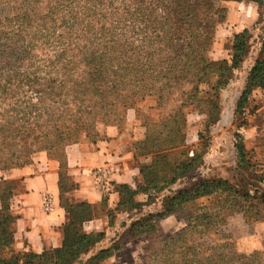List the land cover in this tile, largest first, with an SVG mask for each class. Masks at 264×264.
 <instances>
[{
  "label": "trees",
  "instance_id": "obj_1",
  "mask_svg": "<svg viewBox=\"0 0 264 264\" xmlns=\"http://www.w3.org/2000/svg\"><path fill=\"white\" fill-rule=\"evenodd\" d=\"M42 1L45 7L42 17L29 18L32 11L28 7L38 2L26 0L22 3L26 15L0 19V165L3 170L29 163L35 149L60 157L64 147L80 143L77 136L91 137L89 133L94 132L97 118L112 115L130 97L155 96L160 107L174 92L185 86L190 88L182 105L158 126L157 136L153 139L148 136L135 145L136 154L151 156V163L138 166L135 180H140L134 188L124 184L114 186L119 201L107 215L110 225L116 228V241L109 249L92 256L87 264H103L124 249L123 237L117 236L119 231L121 235L125 231L127 240L152 234L158 230L157 222L203 198L225 195L226 199L231 197L235 201L254 200L255 221L264 223L260 212L264 208L263 178L258 179L263 183L262 188L251 187V190L239 188L243 183L250 186L251 182L242 180L240 185L222 178L198 180L175 190L163 201L160 213L148 214L134 222L129 220L131 212L145 206L140 196L149 199L151 193L172 188L194 173L200 155L189 158L183 152L180 162L168 161L170 153L183 144V110L191 106L198 108L205 116V127L214 126L221 112L220 92L230 83L232 72L250 54L251 37L245 29L233 33L229 62H214L209 57L217 28L226 21L225 3L261 6L264 0ZM27 26L35 30L29 37L25 34ZM37 49L41 51L38 56L34 55ZM256 90H264V44L246 73L239 108ZM61 97L65 110L58 118L48 115L45 124L44 103L56 104L55 100ZM22 104H27L23 117L30 120L32 128L20 125L17 110ZM34 120L42 122L33 123ZM60 120L69 123L59 128ZM235 138L239 139L234 144L237 171L246 172V153L238 134ZM12 188L11 183H0V264H82L81 257L104 238V234L83 231V224L94 215L90 205L62 201L68 215L62 247L41 255L14 254L13 218L8 205ZM62 191L65 193L67 188L63 187ZM228 209L234 208L228 205ZM238 209L247 224L251 218L248 211ZM222 210L200 212L189 218L185 228L161 242L154 263L264 264L263 243L261 251L249 255L236 251L231 238L221 231L220 227L225 224ZM119 215L124 218L118 222L120 226H115ZM210 235L218 239L210 242Z\"/></svg>",
  "mask_w": 264,
  "mask_h": 264
},
{
  "label": "rangeland",
  "instance_id": "obj_2",
  "mask_svg": "<svg viewBox=\"0 0 264 264\" xmlns=\"http://www.w3.org/2000/svg\"><path fill=\"white\" fill-rule=\"evenodd\" d=\"M25 2L26 0H1L0 19L11 20L26 15L25 6L22 8V3ZM37 2L35 6L28 7L29 12L32 11L29 14V18L34 15L38 17L45 15L44 2L42 0H37ZM255 6H257L258 19L247 29L251 37L250 54L242 63V66L232 72L230 83L220 92L219 103L221 112L216 124L207 129L205 127V116L198 108L191 106L183 110L185 114L183 144L170 153L168 161L171 163L180 162L183 160L181 158L183 152L187 153L189 158L197 154L200 155L198 167L194 173L183 178L176 186L167 188L162 192L151 193L149 199L146 196H140V200L144 203L146 202L145 206L138 212H131L129 216L130 222L141 219L148 214L160 213L163 210V201L171 196L175 190L189 186L198 180L222 178L239 185L242 180V182L251 183L250 186L245 183L240 185L239 188L241 190H251V187L262 188L263 183H259L258 179H264V90L253 92L246 103L239 108V98L245 84L246 73L260 54L261 45L264 44V4ZM23 21L26 23L25 19ZM224 24L217 28L209 54V57L214 62H229L231 59L233 34L229 31V28H225ZM32 30L35 31L27 26L25 34L29 37V34H32ZM39 52L41 51L37 49L34 55L38 56ZM189 90V86H185L182 90L174 92L169 97V101L160 107L155 96L130 97L124 100L112 115L105 118H97L94 132L89 133L91 137L87 139L81 134L76 138L80 143H95L105 138L104 134L108 129L117 128L119 135L124 138V143L130 151L129 154L134 158L133 161L137 167L138 175V166L140 164L148 165L152 159L151 156L137 155L135 152L137 147L135 145L137 142L145 141L148 136L152 137V139L157 136L156 133L159 132L158 126L172 116L176 109L182 105L183 99ZM32 97V100L36 101L34 96ZM19 99L22 101L23 97L20 96ZM55 102L56 104L49 101L44 103L46 115H44L43 121L45 124L49 120L48 115H55V118H58L65 110L63 97L57 98ZM25 106L27 104H22L17 110L18 118L21 119L20 125L32 128L30 120H26L23 117ZM69 106L70 109L73 108L72 104ZM32 114L35 115L33 112ZM41 122L34 120L33 123L38 124ZM68 123L60 120L57 122V126L63 128ZM39 127H42L41 124ZM42 130L46 132L45 128ZM37 131H40V128ZM235 134H238L246 153L245 160L248 163L246 172L237 171L238 161L234 144L239 139L235 138ZM141 153L143 154V152ZM137 175L131 182L124 185L134 188L135 182L140 180H135ZM228 205L234 209L229 210ZM254 205V200L245 202L242 199H238L235 201L231 197L226 199L225 195H218L197 200L186 205L175 215L157 222L158 230L152 234L127 240L125 231L122 235L121 231H119L117 236H122L124 244H126L119 253V263L155 264L156 256L159 255L162 247L161 242L165 238L185 228L187 220L192 216L200 212L218 210L219 208H223L221 214L225 219L224 226L220 227L221 231L231 238L236 251L244 255L259 252L264 244V223L255 221L257 208ZM238 207L243 208L246 212L248 211L251 218L247 224L243 220V212L239 211ZM260 212L264 216L263 207ZM217 239V236L210 235V242Z\"/></svg>",
  "mask_w": 264,
  "mask_h": 264
},
{
  "label": "crops",
  "instance_id": "obj_3",
  "mask_svg": "<svg viewBox=\"0 0 264 264\" xmlns=\"http://www.w3.org/2000/svg\"><path fill=\"white\" fill-rule=\"evenodd\" d=\"M225 7L224 25L232 34L248 29L258 19L255 4L229 1ZM104 135V139L95 143L66 146L60 157L35 149L29 163L21 167L3 170L0 165V183L13 185L8 205L13 218L14 254L41 255L62 247L68 222L62 201L90 205L94 215L83 224V231L104 234V238L81 257L82 264L112 247L116 228L110 225L107 212L114 210L119 201L114 184L131 182L137 175V167L117 128L108 129ZM63 187L67 188L65 193ZM46 195L53 198L51 212L43 209ZM123 218L124 215H119L115 226H120L118 222ZM119 261L117 253L103 264H120Z\"/></svg>",
  "mask_w": 264,
  "mask_h": 264
},
{
  "label": "built area",
  "instance_id": "obj_4",
  "mask_svg": "<svg viewBox=\"0 0 264 264\" xmlns=\"http://www.w3.org/2000/svg\"><path fill=\"white\" fill-rule=\"evenodd\" d=\"M43 209L46 212H51L53 210V198L51 195H46L43 199Z\"/></svg>",
  "mask_w": 264,
  "mask_h": 264
}]
</instances>
